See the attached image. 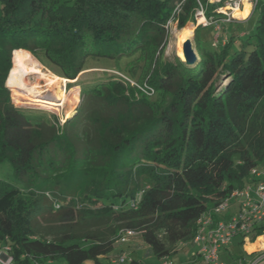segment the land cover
<instances>
[{"label": "trees", "instance_id": "trees-1", "mask_svg": "<svg viewBox=\"0 0 264 264\" xmlns=\"http://www.w3.org/2000/svg\"><path fill=\"white\" fill-rule=\"evenodd\" d=\"M199 3L211 16L207 0H0V250L9 247L12 264H108L128 229L141 231L157 259H174L177 243L195 237L200 215L259 165L242 148L254 122L264 159V1L252 11L258 8L251 31L231 33L214 50L198 41L193 65L167 59V21L181 29ZM20 51L67 79L88 58H124L118 69L136 85L120 76L85 80L76 114L47 124L11 99ZM82 174L98 178L88 196L102 203L77 212L75 198L64 195L65 177ZM136 174L147 175V187ZM44 183L57 186L54 198L70 200L48 227L34 222L38 200L48 199ZM242 242L229 245L234 261L250 255Z\"/></svg>", "mask_w": 264, "mask_h": 264}, {"label": "rangeland", "instance_id": "rangeland-1", "mask_svg": "<svg viewBox=\"0 0 264 264\" xmlns=\"http://www.w3.org/2000/svg\"><path fill=\"white\" fill-rule=\"evenodd\" d=\"M264 1V0H260ZM202 5V4H201ZM245 7V6H244ZM198 8V7H197ZM202 8H205V6ZM242 8V7H241ZM244 9V8H242ZM242 9H239L241 11ZM246 9V7H245ZM244 9V10H245ZM205 10V9H203ZM243 11V10H242ZM241 11V12H242ZM251 11H249L248 14H250ZM258 14V8L255 9V11L252 13V16L247 21V23H243L240 25L239 29L245 30V31H251L254 27V22L256 19V16ZM203 15L206 16V10L203 12ZM199 16L194 15L193 21H189L186 23V25L183 28L188 29L191 31V36L187 39H190L192 42V45L194 47V51L196 52L197 56L201 53V49L197 45L199 41V45L202 49L205 50H214L215 48H220L223 43L226 42L223 41L224 37V31L223 25L218 24L219 27L216 28L215 26L208 25V26H202L200 23H198ZM248 16V15H246ZM245 18L242 16H238V18L234 20H241ZM201 25V27H199ZM226 26H230L228 32L225 36H230L231 31L234 27L233 23H227ZM180 28H177L176 23L172 22L169 25V36L167 39L166 47L164 50V56L173 61L176 57L182 60L183 54H182V44L184 40L177 39V31ZM197 30V31H196ZM231 30V31H230ZM240 31V30H239ZM197 32L198 40L195 37V34ZM31 54V53H30ZM20 53H18L17 59V65H18V59ZM32 58L38 63L39 65V73L34 72H25L22 75V80H24L28 85H35L39 87V89L42 92V95L45 97H48L52 99L51 103L48 104H42L37 105L31 101L32 99V93L26 90H21L14 88L13 86L9 88V92L11 94V99L13 100V103L21 108L22 110L31 112L32 114L39 115L44 118V122L47 124H61L66 119L73 117L76 114V109L79 105L80 101V90H81V82L87 81V80H93L98 78H106L109 76H120L126 82L129 84L135 85L136 79L130 77L129 75L124 74L125 72L120 71L118 69V64L120 67L123 68V65L126 62V59L122 58L118 62H115L113 60H110L109 58H88L86 60L84 69L77 75L75 79H67L59 75L58 70L55 66H53L50 63L39 61L37 58H35L31 54ZM13 65V63H12ZM60 77L58 79L57 83L54 85H45V76L44 74H53ZM9 74V73H8ZM44 76V77H43ZM8 78V77H7ZM7 80V79H6ZM19 91V92H18ZM260 116H263L262 112L260 111ZM257 120H260L259 117ZM256 125L257 122H254ZM253 125L254 129L251 130L248 139H244L242 142V148L245 152V155H247L251 160H253L255 163L259 164L258 167L264 171V159H260V149H261V142H262V132L259 128V125ZM248 140H250V143H248ZM9 172L10 170L7 169ZM11 172V171H10ZM2 176H5L6 172H0ZM131 174H135V172H131ZM145 174V173H144ZM8 179L10 180V175H7ZM138 179H140L141 184L144 186H148L147 184L150 183L149 179L147 178V175H138ZM68 179V182L70 183L69 186L64 191V195L66 197L70 198L73 196L75 198L74 206L75 210L78 212L80 210H83L82 208H94L95 206L101 205V201H94L89 198L88 194L90 193V190H93L97 187L98 178L95 176V174L90 175H80L79 178L76 176H71ZM54 188L57 189V186H51L49 183L41 184L40 192H42L45 197H47L46 193L49 192L50 194L54 191ZM58 188H60L58 186ZM42 189V190H41ZM59 190V189H58ZM37 193V190H36ZM68 198L58 199L60 201V204H63L64 206H68L70 203V200ZM51 201V203H50ZM37 208H35V214H34V222L42 224L41 226H53L56 224L54 222V219L56 218L55 213H57V209L53 206L52 200L48 197V199L41 198L38 200V204L36 205ZM60 208V207H59ZM231 208V207H230ZM198 245H196L195 248H197ZM113 252H111L108 255V259L110 257H114L116 254L124 251L128 253L130 259H135L136 264H153L156 261H158L157 257L153 256L151 254V251L147 244H145L141 238L140 233H136L134 235L126 236V242L125 244H119L117 242L114 243ZM188 248L189 246H185L182 250H179L175 256V260H186L187 254H188ZM194 248V249H195ZM249 250H252L253 244L247 246ZM221 259H224V261L228 260V255H222ZM92 264V263H89Z\"/></svg>", "mask_w": 264, "mask_h": 264}, {"label": "built area", "instance_id": "built-area-1", "mask_svg": "<svg viewBox=\"0 0 264 264\" xmlns=\"http://www.w3.org/2000/svg\"><path fill=\"white\" fill-rule=\"evenodd\" d=\"M213 6L212 15L204 16L205 8L199 3L194 15H200L198 23L202 26L231 22L238 18L235 14L242 9L247 2L253 11L258 0H207ZM242 7V8H241ZM174 22L167 21V25ZM136 85V83H135ZM142 90L154 92V89L146 84L138 85ZM248 181L231 194L220 200L216 205L200 215L197 219V232L191 241H179L178 250L189 246L186 260H175L165 255L153 264H228L221 259L222 251L227 250L232 240L241 237L243 243L254 244L253 249L247 254L256 255L253 259L245 261L244 264H264V171L258 166H253L247 176ZM142 191H138L134 198L130 199V207L136 206L140 200ZM47 197L52 200L55 209L60 207V201L54 198L49 192ZM231 207V208H230ZM141 233L138 230H121L116 238L117 243L126 242V236ZM196 245H198L197 248ZM195 248V249H194ZM8 246L0 250V264H12V257L7 254ZM244 259H236L238 264H242ZM131 259L128 253L122 251L114 257L108 259V264H129ZM85 264V262L83 263Z\"/></svg>", "mask_w": 264, "mask_h": 264}, {"label": "bare ground", "instance_id": "bare-ground-1", "mask_svg": "<svg viewBox=\"0 0 264 264\" xmlns=\"http://www.w3.org/2000/svg\"><path fill=\"white\" fill-rule=\"evenodd\" d=\"M245 7H246V9L243 11H245L246 15H247L249 13L250 5L246 2ZM240 13H241V11L236 12L235 14L239 17L240 16L243 17L244 13H241V14ZM199 20H201L200 17H199ZM190 36H191V31H189L186 28L182 27L181 29H178V31H177V37H178L177 39L185 40ZM19 53H20V55H19L20 59H18V65L15 68V70L12 72L10 82H9V86L10 87L13 86L14 88L31 92L33 95L31 101L37 105L38 104L42 105V104L51 103L52 99L42 95V92L39 89V87H37L35 85H28L24 80H22L21 77L25 72L39 73L40 69H39L38 63L32 58V56L29 52L20 51ZM44 76L43 77L45 78V85H47V86L54 85L55 83H57L58 79H60V77H58L57 75H54V73L53 74H44Z\"/></svg>", "mask_w": 264, "mask_h": 264}, {"label": "crops", "instance_id": "crops-1", "mask_svg": "<svg viewBox=\"0 0 264 264\" xmlns=\"http://www.w3.org/2000/svg\"><path fill=\"white\" fill-rule=\"evenodd\" d=\"M245 6V5H244ZM243 6V8L245 9V7ZM244 9H242V10H244ZM241 10V11H242ZM241 13H244V15H243V17L245 16V18H243V19H241V20H233V21H231V23H233L234 24V27H233V29H232V31L230 32V33H235V34H238L239 36H241V35H243L244 34V32H246L245 30L243 31V30H241V29H239V27H240V25H242L243 23H247V21L250 19V17L252 16V12H250V14H247L248 16H246V12L245 11H242ZM240 13V14H241ZM227 23H230V22H225V23H221L224 27H223V31H224V37H223V41H225V39L227 40V38H228V36H225L226 35V33L228 32V30H229V28H230V26H226V24ZM213 26H215L214 24H212ZM240 30V31H239ZM235 239H237V237L236 238H234L233 240H232V242H231V244L233 243V241L235 240ZM249 245H252V244H250V243H243L242 242V244H241V249L243 250V251H245V252H247V250L248 251H250L248 248H247V246H249ZM254 245V244H253ZM229 247L227 248V250H225V251H222V254H221V256L222 255H228V260L227 261H225V262H227L228 264H238L237 262H236V260L234 261L232 258H231V256L229 255ZM253 249V248H252ZM250 256H253V257H255L254 255H246V257L245 258H243L244 259V261H247V260H250V259H252V258H250ZM244 261H242V264H244ZM89 263H92L93 264V262L92 261H90V260H88V261H85V264H89Z\"/></svg>", "mask_w": 264, "mask_h": 264}, {"label": "water", "instance_id": "water-1", "mask_svg": "<svg viewBox=\"0 0 264 264\" xmlns=\"http://www.w3.org/2000/svg\"><path fill=\"white\" fill-rule=\"evenodd\" d=\"M182 54H183L182 60L187 65H193L198 60V56H197L196 52L194 51V47H193L190 39L184 40V42L182 44Z\"/></svg>", "mask_w": 264, "mask_h": 264}]
</instances>
